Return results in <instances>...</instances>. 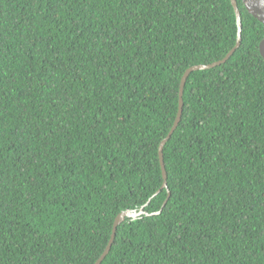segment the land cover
<instances>
[{"label":"trees","instance_id":"1","mask_svg":"<svg viewBox=\"0 0 264 264\" xmlns=\"http://www.w3.org/2000/svg\"><path fill=\"white\" fill-rule=\"evenodd\" d=\"M236 1L168 137L231 0H0V264H95L142 208L100 264H264V25Z\"/></svg>","mask_w":264,"mask_h":264},{"label":"water","instance_id":"2","mask_svg":"<svg viewBox=\"0 0 264 264\" xmlns=\"http://www.w3.org/2000/svg\"><path fill=\"white\" fill-rule=\"evenodd\" d=\"M231 1H232V5L234 7L235 13H236V19H237V24H238V40H237V43H236L234 49H232L226 55V57L223 58L222 60L208 64V65H196V66L190 67L189 69H187L185 71V73L182 77V80H181L180 90H179V111H178V115H177L176 121H175V123L172 127V130H171L170 134L168 135V137L175 130V128L177 127L178 122L180 121V118H181V112H182V106H183V100H182L183 89H184V85H185V82H186L188 75L193 71L206 70V69H210V68H214L216 66H219L222 63H225L229 59V57L234 53V51L236 50V48L240 44V40H241L240 11H239L238 6H237V1L236 0H231ZM242 3L245 6L248 13L264 25V0H242ZM259 52H260V55L262 56V58L264 59V37H263V39L259 45ZM162 145H163V143L160 146L161 148L159 150V155H160V160H161V165H162L163 178L166 180V172H165L164 166L162 164ZM162 188H167L166 181H164ZM169 194L170 193L168 191V197H169ZM168 197H167V199H168ZM165 203H166V201L164 202L163 206L165 205ZM142 209L139 212L125 211V212H122L118 215V217L115 220L114 226H113V233H112L111 239L109 241V244H108L107 248L105 249L104 253L102 254V256L100 257V259H98V261L95 264H100L101 261L108 254V252L110 250V246L114 240L117 225L121 221H123L126 216L127 217H137L138 215L142 214L143 213Z\"/></svg>","mask_w":264,"mask_h":264}]
</instances>
